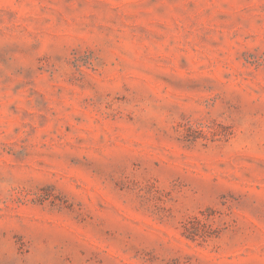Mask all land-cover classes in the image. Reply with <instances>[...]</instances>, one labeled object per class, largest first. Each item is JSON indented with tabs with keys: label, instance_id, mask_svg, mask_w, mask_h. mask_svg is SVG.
I'll return each mask as SVG.
<instances>
[{
	"label": "rangeland",
	"instance_id": "1",
	"mask_svg": "<svg viewBox=\"0 0 264 264\" xmlns=\"http://www.w3.org/2000/svg\"><path fill=\"white\" fill-rule=\"evenodd\" d=\"M0 264H264V0H0Z\"/></svg>",
	"mask_w": 264,
	"mask_h": 264
}]
</instances>
